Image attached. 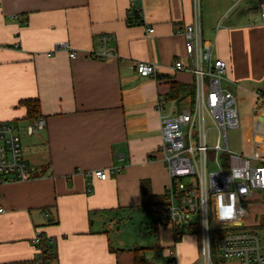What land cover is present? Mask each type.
I'll list each match as a JSON object with an SVG mask.
<instances>
[{"label": "crops", "instance_id": "1", "mask_svg": "<svg viewBox=\"0 0 264 264\" xmlns=\"http://www.w3.org/2000/svg\"><path fill=\"white\" fill-rule=\"evenodd\" d=\"M137 9V22L129 23ZM192 14V0H0V120L16 127L30 171L27 179L0 181V264H32L42 248L50 250L48 264H135V247L145 264L164 263L170 249L178 264L198 263L194 232L177 237L173 229L171 243L143 239V213L164 197L169 180L155 105L177 98L178 109L190 98L185 91L172 96L171 88L192 86L190 72L173 69L184 55L176 29ZM233 15L216 41L202 29L203 37L225 60L236 102L244 90L264 101V21L259 12ZM101 35L111 55L93 58ZM141 61L154 65L153 74L137 71ZM26 99L38 101L37 116H27ZM39 118L44 123L28 134ZM257 134L264 150V128ZM112 167L121 171L105 179L90 174ZM37 230L39 248L32 242Z\"/></svg>", "mask_w": 264, "mask_h": 264}, {"label": "built area", "instance_id": "2", "mask_svg": "<svg viewBox=\"0 0 264 264\" xmlns=\"http://www.w3.org/2000/svg\"><path fill=\"white\" fill-rule=\"evenodd\" d=\"M192 10L191 21L176 29L184 37V55L174 61L173 69L193 75L194 94L178 109L175 105L177 98L166 100L161 97L156 102L161 138L158 150L169 180L164 197L153 202L147 210L164 225L171 223L177 229L196 226L200 240L198 263L216 264V255L211 252V206L213 220L224 222L216 235L217 255L221 259L235 258L239 264H264V238L255 229V223L242 222L246 209L241 203L242 200L251 201L255 191L264 190V155L256 149L259 145L256 139L251 154L228 149L226 130L239 124L236 99L227 85L225 60L213 57L214 43L203 37L201 0H192ZM258 11L260 20L264 21V0H258ZM153 30V27H147L148 33ZM107 42L108 36L101 35V48L98 52H91V57L105 59L111 55L106 48ZM75 55L76 51L69 52L70 57ZM153 66L143 61L136 64L137 71L143 75L153 74ZM258 113L254 110L252 116L255 138L258 130L264 128L257 120ZM208 122L215 130L212 146L207 144ZM43 123L41 118L31 122L26 127L27 133L33 134ZM209 147L215 151L217 167L213 169H209L207 163ZM220 150L228 151L223 162L218 158ZM120 171V167L98 168L90 174L105 179ZM28 177L30 171L23 157L20 135L11 122L0 120V181ZM216 194H230L232 197L229 207H220L218 217L213 206ZM229 213L232 214L230 219L227 218ZM32 242L38 248L41 246L40 230L35 232ZM49 254V249H39L32 264H48L46 257ZM162 264H178L173 249L169 250L168 260Z\"/></svg>", "mask_w": 264, "mask_h": 264}, {"label": "rangeland", "instance_id": "3", "mask_svg": "<svg viewBox=\"0 0 264 264\" xmlns=\"http://www.w3.org/2000/svg\"><path fill=\"white\" fill-rule=\"evenodd\" d=\"M235 1V2H234ZM234 3V4H232ZM232 5V6H231ZM229 9V10H228ZM228 10V11H227ZM235 14H245L250 12L252 14L258 15V0H201V16H202V29L204 32V37H211L216 41L217 33L226 27L227 23L233 21L232 13ZM233 15V16H234ZM219 42L216 43L215 50L219 49ZM214 50V51H215ZM216 52V51H215ZM213 53V57H217L216 53ZM224 83V80H223ZM243 95L244 98L240 100L237 98L236 108L239 115V124L237 127L227 128V145L228 149L233 152L243 153L244 155L251 154L254 148V138L253 130L251 126L252 116L254 110H261L264 112V101L259 99L254 102L251 98V93ZM210 122L207 123L206 137L207 144L212 146L215 139V130L210 127ZM258 151L264 152L261 150L260 146H257ZM228 154V151L220 150L218 153V158L220 162H223V159ZM208 168L213 169L217 167L215 162V151L209 147L206 152ZM217 206H216V216L219 213V207H229V200L227 195H217L216 196ZM242 206L245 207L246 211L242 217L243 223H255V229L263 236L264 238V190H258L253 193L251 201L245 202L241 201ZM232 205V203H231ZM210 215V228H211V252L213 255H216L215 263L216 264H239L235 258L221 259L216 253V235L220 226L224 222H216L213 220V212L210 206L209 210ZM228 215V214H226ZM143 216L146 217L145 222L149 223L148 228L143 227L144 233L146 234L143 239L149 241L150 239L158 238L159 241L165 240L166 242L171 243L173 241V229L171 223L164 225L158 222L155 218V215L149 212L143 213ZM232 216L231 213L227 216L230 219ZM235 220L234 222H238ZM145 226V225H144ZM121 225L119 228H122ZM156 228V230H155ZM181 228H178L180 230ZM154 234L149 236V234ZM158 254H155V257L158 259L156 261L161 262L160 259H163L162 254L159 251H155ZM154 257V258H155ZM156 261L154 263H156Z\"/></svg>", "mask_w": 264, "mask_h": 264}, {"label": "trees", "instance_id": "4", "mask_svg": "<svg viewBox=\"0 0 264 264\" xmlns=\"http://www.w3.org/2000/svg\"><path fill=\"white\" fill-rule=\"evenodd\" d=\"M138 16H139L138 10H134L133 12L130 13V15L128 17V22L129 23L137 22L136 17H138ZM182 91H185L186 96L192 97L194 94L193 86H186V88H184V86H180V84L174 83V85L171 88L172 96H178L179 93H181ZM22 103L26 107L27 116L29 118H32V117H35L38 115L39 104H38L37 100L26 99V100H23ZM145 211L148 212L147 209H145ZM174 230H175V234L177 235V237L181 236V234H183L185 232H194V233L198 234V228L196 226H194V227L186 226V227H184L183 230H178L177 228H174ZM134 252H135V264H145V257L143 256L142 249L140 247H135Z\"/></svg>", "mask_w": 264, "mask_h": 264}]
</instances>
